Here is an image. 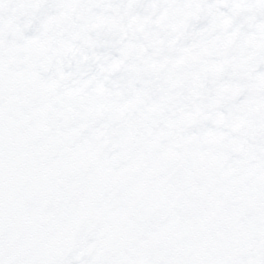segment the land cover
<instances>
[{
    "label": "snow or ice",
    "instance_id": "6c2138e0",
    "mask_svg": "<svg viewBox=\"0 0 264 264\" xmlns=\"http://www.w3.org/2000/svg\"><path fill=\"white\" fill-rule=\"evenodd\" d=\"M0 264H264V0H0Z\"/></svg>",
    "mask_w": 264,
    "mask_h": 264
}]
</instances>
